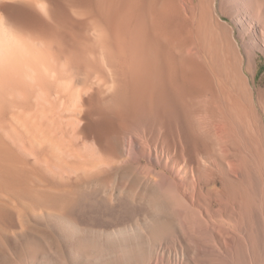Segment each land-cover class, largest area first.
I'll list each match as a JSON object with an SVG mask.
<instances>
[{
	"label": "bare ground",
	"instance_id": "6f19581e",
	"mask_svg": "<svg viewBox=\"0 0 264 264\" xmlns=\"http://www.w3.org/2000/svg\"><path fill=\"white\" fill-rule=\"evenodd\" d=\"M262 57L264 0H0V264L19 192L57 264H264Z\"/></svg>",
	"mask_w": 264,
	"mask_h": 264
},
{
	"label": "rangeland",
	"instance_id": "374dc122",
	"mask_svg": "<svg viewBox=\"0 0 264 264\" xmlns=\"http://www.w3.org/2000/svg\"><path fill=\"white\" fill-rule=\"evenodd\" d=\"M256 81L264 85V57L260 58V66L256 75ZM11 199L10 209L19 215V221L25 230L33 232L34 238L24 240V264L25 260L39 264H57L55 252L60 250L69 259V243L60 238L56 230L52 227L47 228L33 214L32 202L22 192L9 194ZM31 207V208H30ZM38 235H37V234ZM40 234V235H39ZM42 234V235H41ZM60 238V239H59ZM31 260V261H30Z\"/></svg>",
	"mask_w": 264,
	"mask_h": 264
}]
</instances>
